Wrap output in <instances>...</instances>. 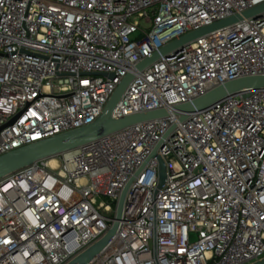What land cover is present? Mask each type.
Masks as SVG:
<instances>
[{
	"label": "built area",
	"instance_id": "obj_1",
	"mask_svg": "<svg viewBox=\"0 0 264 264\" xmlns=\"http://www.w3.org/2000/svg\"><path fill=\"white\" fill-rule=\"evenodd\" d=\"M263 2L0 0V156L93 123L129 73L112 116L167 111L0 178V264H68L116 222L88 264L263 260L264 88L176 106L264 76V14L138 68Z\"/></svg>",
	"mask_w": 264,
	"mask_h": 264
},
{
	"label": "water",
	"instance_id": "obj_2",
	"mask_svg": "<svg viewBox=\"0 0 264 264\" xmlns=\"http://www.w3.org/2000/svg\"><path fill=\"white\" fill-rule=\"evenodd\" d=\"M262 14H264V2L243 12L242 14H237L227 19L218 21L212 25L203 27L189 34H186L179 39L174 40L173 42L163 47L159 53H155L153 56L141 62L138 65V68L142 70L158 60L161 55L169 56L171 54H174L179 51L185 44H188L198 37H201L217 29L229 26L241 20L243 17L257 18L262 16ZM133 78L134 75L132 73H129L123 79V81L120 83L115 93L107 103L103 113L93 123L61 134H57L43 140L33 142L26 146L14 149L4 155H1L0 178L30 164H33L39 160L55 157L61 153L77 149L87 143L98 140L132 124L166 116L167 111L163 109L153 110L145 113H137L122 118H114L112 116L113 110L115 109L117 103L121 99L122 95L124 94L126 88ZM261 88H264V76L259 75L243 77L230 81L223 86L217 87L206 95L195 99L193 102L178 105L176 106V109L184 111L186 113L200 111L213 106L229 95L242 94L244 97H246L249 96L252 91ZM186 116L187 114H183L182 119H185ZM165 179L166 167L163 160H161L159 185L160 188L164 185ZM122 203L123 200L120 203L118 218L121 217ZM117 227L118 223L116 222L104 238H102L86 251L75 257L68 264H88L107 245L109 240L115 234ZM254 264H264V259Z\"/></svg>",
	"mask_w": 264,
	"mask_h": 264
},
{
	"label": "rangeland",
	"instance_id": "obj_3",
	"mask_svg": "<svg viewBox=\"0 0 264 264\" xmlns=\"http://www.w3.org/2000/svg\"><path fill=\"white\" fill-rule=\"evenodd\" d=\"M197 238V235L196 234H193L192 235V239H196Z\"/></svg>",
	"mask_w": 264,
	"mask_h": 264
}]
</instances>
